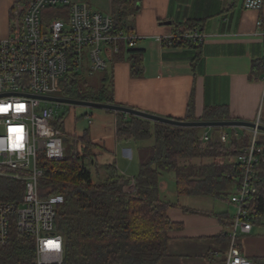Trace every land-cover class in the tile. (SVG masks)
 Returning <instances> with one entry per match:
<instances>
[{"label": "trees", "instance_id": "16d2710c", "mask_svg": "<svg viewBox=\"0 0 264 264\" xmlns=\"http://www.w3.org/2000/svg\"><path fill=\"white\" fill-rule=\"evenodd\" d=\"M140 1L110 0L115 30L132 32ZM191 29L188 27L181 32ZM179 46L198 50L200 44ZM117 50L113 60H126L131 77H141L144 72L142 51L127 50L122 43ZM198 57L199 53L195 60ZM260 70L261 65L257 71ZM91 78L93 76L82 75L66 80L63 97L113 105L111 75L100 74L98 84ZM116 115L117 139L152 141L151 145L139 148V168L134 176L121 175L114 161L99 162L98 156L110 153L103 145L95 144L88 132L71 137V153L63 160L39 159L43 173L38 180L39 198L63 197L56 216L57 234L63 241V264H158L166 256L170 233L181 228V224L173 223L167 215L168 209L177 207V203L160 196L163 177H174L175 195L179 199L211 197L224 201L229 199L230 191L236 189L241 178L237 157L247 148L252 133L244 132L238 139L231 135L227 143L211 139L201 147L198 141L201 130L196 128L172 127L133 116L125 119L121 113ZM192 116L189 104L185 121H194ZM201 119L230 120L226 107L206 108ZM63 122L56 118L53 124L64 130ZM65 139L67 141L68 136ZM255 143L264 149V133H257ZM77 144L80 151L75 148ZM93 149L99 152L94 153ZM86 158L94 167L96 181L80 163ZM255 179L257 193L252 196L248 209L254 215L253 224H260L264 221V164L256 168ZM21 194L22 185L0 179V200L17 202ZM182 211L192 213L185 208ZM10 235L8 244L0 248V264H35L33 240L19 236L14 227Z\"/></svg>", "mask_w": 264, "mask_h": 264}, {"label": "crops", "instance_id": "0c3cea01", "mask_svg": "<svg viewBox=\"0 0 264 264\" xmlns=\"http://www.w3.org/2000/svg\"><path fill=\"white\" fill-rule=\"evenodd\" d=\"M73 1L102 14L111 13L110 0ZM14 2L9 0L0 6V38L9 34ZM259 20L262 24L257 27ZM132 23V32L137 36L133 50L142 51L143 75L131 77L126 60H112L105 71L97 73L111 75L113 105L176 121H185L189 104L194 121H204L201 117L206 108L226 107L228 121L264 125V3L261 10L254 11L244 9L243 0H141ZM188 27L205 35L198 50L163 47L155 40ZM259 65L261 70L257 71ZM110 112L115 129L117 112ZM215 129L199 131V136L207 133L217 140L212 133ZM64 131L73 136L65 127ZM244 132L252 133L249 129L232 128L230 136L238 139ZM151 143L115 136V148L107 150L110 154L105 153L109 159L105 163L114 161L121 175L132 177L138 173L139 148ZM164 179L163 188L166 181L175 185L172 176ZM215 200L212 211L182 206L179 201L177 207L168 209L169 219L181 224V228L170 233L166 256L158 264H224L231 227L227 209L232 205L228 200ZM182 208L192 213L183 212ZM251 232L239 237L240 252L253 264H264V240L250 237ZM244 250L249 252L244 254Z\"/></svg>", "mask_w": 264, "mask_h": 264}, {"label": "built area", "instance_id": "2783aa9c", "mask_svg": "<svg viewBox=\"0 0 264 264\" xmlns=\"http://www.w3.org/2000/svg\"><path fill=\"white\" fill-rule=\"evenodd\" d=\"M264 0H243V8L259 11ZM262 22H257L260 27ZM163 47L201 44L198 29L156 37ZM133 32L115 30L111 16L73 0H17L11 8L9 34L0 38V179L22 185L17 202L0 200V248L10 239L11 227L21 237L32 239L35 264H63V241L56 229L61 195L39 198L42 177L39 159H64L66 133L54 126L53 109L42 98H64L66 80L91 77L108 68L119 44L134 49ZM264 83V53L263 76ZM58 105V103H54ZM252 131L247 148L237 157L241 168L238 186L229 196L234 208L224 264H253L242 255L237 241L253 229L254 215L248 205L257 193L255 170L264 164V149L255 143ZM220 143L229 135L220 132ZM201 147L211 137L198 138Z\"/></svg>", "mask_w": 264, "mask_h": 264}, {"label": "rangeland", "instance_id": "374dc122", "mask_svg": "<svg viewBox=\"0 0 264 264\" xmlns=\"http://www.w3.org/2000/svg\"><path fill=\"white\" fill-rule=\"evenodd\" d=\"M9 0H0V6L4 3H7ZM17 0H15L16 2ZM14 2V3H15ZM14 3L11 5L13 6ZM11 13V10H10ZM99 76L100 74H96L91 79H95L97 81V84L99 83ZM63 96V95H59ZM46 105L53 109L54 117L55 118H61L64 122V127L67 130V132L72 133L73 135H79L81 136L84 132H88L90 134L91 140L97 144V145H103L106 150L111 151L115 144V129L114 125L111 121V112L101 109H92L80 105H70V104H50L46 103ZM198 130L201 131H208L209 129L206 128H200ZM232 128H216L212 133L219 137L220 132L225 133L226 135L231 134ZM72 136H68V140L64 142V149H65V155H69L71 153V144H72ZM76 149L80 151V144H77ZM93 152L97 153L99 150L93 149ZM99 162L105 163L106 160H109L106 157V154H102L98 156ZM82 166L88 170L91 173V176L93 181H96L98 178L95 174L94 167L92 164H90L89 159H83L80 161ZM136 174V173H135ZM99 175L102 176V171H99ZM169 177L171 175L164 176V180H169ZM173 177V176H172ZM174 181V177H173ZM167 186L162 187L160 190V196L163 200L176 203L179 201V204L182 206H190L198 209L203 210H210L212 211V203L213 201H216L214 198L211 197H198L195 201H190L189 198H177L175 195V185L174 183H171L169 181H166ZM231 192H234V190H231ZM219 201V200H218ZM223 208H227L223 205H221ZM228 216L231 218L234 215V208L232 206L228 207ZM253 238H258L260 242H263L264 240V221L260 224H254L253 230L251 234L249 235ZM253 250V249H252ZM249 252V251H248ZM244 250V254H247ZM261 252L264 254V248L261 249Z\"/></svg>", "mask_w": 264, "mask_h": 264}, {"label": "water", "instance_id": "95a60500", "mask_svg": "<svg viewBox=\"0 0 264 264\" xmlns=\"http://www.w3.org/2000/svg\"><path fill=\"white\" fill-rule=\"evenodd\" d=\"M44 101L58 103V104H70V105H80L92 109H101L106 111H113L121 113L128 116H133L143 120H148L150 122L165 124L172 127H182V128H244L249 130L260 131L264 133V125L259 123H247L241 121H176L168 118H161L151 114L143 113L134 109L119 105H109V104H98L86 101H79L67 98H42ZM66 140V139H64ZM162 186V185H161Z\"/></svg>", "mask_w": 264, "mask_h": 264}]
</instances>
